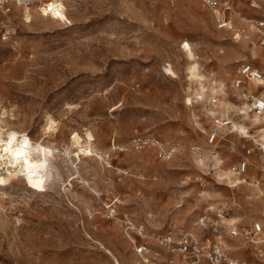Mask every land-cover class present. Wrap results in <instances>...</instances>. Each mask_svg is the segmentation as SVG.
Segmentation results:
<instances>
[{
    "label": "rangeland",
    "instance_id": "obj_1",
    "mask_svg": "<svg viewBox=\"0 0 264 264\" xmlns=\"http://www.w3.org/2000/svg\"><path fill=\"white\" fill-rule=\"evenodd\" d=\"M46 1L0 7V127L51 151L39 149V167L0 185V264H144L134 254L141 243L155 253L147 264H180L156 239L189 232L203 216L217 221L209 204L240 227L264 226L260 147L237 133L217 135L223 170L252 151L242 179L262 194L247 199L196 165L193 150L211 148L214 116L191 81L197 66L205 83L221 82L220 103L245 127L239 110L264 90L235 81L242 65L264 68L247 29L264 19V0H229L228 30L216 29V13L199 0H61L70 23L42 16ZM88 133L91 152L74 145ZM138 140L156 141L170 158ZM245 260L258 264L253 254Z\"/></svg>",
    "mask_w": 264,
    "mask_h": 264
},
{
    "label": "bare ground",
    "instance_id": "obj_2",
    "mask_svg": "<svg viewBox=\"0 0 264 264\" xmlns=\"http://www.w3.org/2000/svg\"><path fill=\"white\" fill-rule=\"evenodd\" d=\"M38 10L40 11L41 15L44 17H49L50 19H53L56 21H59V19H61L62 17L68 23H70L67 20L65 9L63 7L61 0H47L45 3L41 4ZM249 22L251 21L249 20L247 22V29L250 32L255 34L253 30H250V27L248 24ZM251 49L250 50L252 51L253 54L264 51V48H261L255 44ZM263 71H264V68L260 72L263 73ZM191 81L195 82V84L197 85L196 87L192 88V93L194 97L200 101H203L206 105L208 104V108L205 109L208 116L230 119L228 117L230 111L228 110V108L222 105V103H220L224 96L223 84L221 82L212 81L209 83H205V80L203 79L202 75L199 73L197 66H194L192 68ZM258 88H262L264 90L263 77L260 81H257V82L251 81V80L248 81V87H247L248 91H253ZM217 96L219 97V99L213 100ZM251 98L257 99V100L259 99L264 100L263 97L256 98L252 96ZM216 101L218 103H216ZM210 104H212V106ZM239 113L242 116L243 122L245 123L244 124L245 127L231 120V127H224V128L220 127L218 129V132L222 130L223 132L228 131L229 134L237 133L238 135L241 136V138H247L249 140H252L253 145L260 147L262 151L261 160L263 163L262 168L264 171V112L261 115L250 114L248 113V106L245 105L239 110ZM3 114L4 113H2V117H3ZM45 120H46L45 121L46 123L45 124V127H46L45 134H50V132L52 131L53 120L49 116H47ZM2 127H0V185H5L13 177L22 173L24 170H30V169L40 166L41 161L38 157V154L40 152L39 149H42V152L45 155H50L51 151H49L47 147L43 148L40 144L33 143L29 138L25 136H22V135L20 136L19 134L5 127L4 128ZM246 128H252L254 131H256L258 138L255 137V135L248 133V130H246ZM218 134L219 133H217V135ZM219 137H221L220 134H219ZM91 141H92L91 135L88 133L87 140H85L84 143H82V141H80L79 138H74V145L77 146L79 149L89 150L91 152L92 150L91 144H90ZM5 149H7V151H5ZM193 152L194 154H196L195 160H196V165L198 167L202 169H205V168L209 169L213 173L215 178L218 179V181L225 182L226 184L230 185L232 188L238 189L239 194H243V197H245L246 199L253 194L254 195L262 194L260 189L257 187L259 186L258 182H255V183L248 182L247 183L242 178H236V176L231 172V169L229 171L221 169L222 161L219 158L218 154L216 156L211 155V153L213 154V152L211 151V148L208 151H206L203 155H200L197 150H193ZM29 153L32 154V156ZM246 184H248L247 187L240 189V186L246 185ZM204 209L205 211H212V212L216 211V215L218 217V220L216 221V223L219 226H222L224 228L225 235L228 234L231 228L238 225L237 218L222 217L219 211L215 210V208L211 204L207 205ZM203 217L207 218L208 216H203ZM189 229H190L189 232L196 236H198L201 232V229L199 228L190 227ZM236 240H230V239L222 240L221 238H219L217 241L223 247L227 248L230 252H232V254L237 259H239L243 264H247L245 260L244 250L248 246V244L244 240L242 241L244 245L237 243ZM229 243L230 244L233 243V244L228 246L227 244ZM179 263L182 264L181 261H179Z\"/></svg>",
    "mask_w": 264,
    "mask_h": 264
},
{
    "label": "built area",
    "instance_id": "obj_3",
    "mask_svg": "<svg viewBox=\"0 0 264 264\" xmlns=\"http://www.w3.org/2000/svg\"><path fill=\"white\" fill-rule=\"evenodd\" d=\"M203 6L216 13V29L228 30L229 14L231 12V3L229 0H199ZM5 0H0V7L4 8ZM250 30H253L257 35V45L264 48V19L249 22ZM240 80L235 81V86L238 87L243 81H260L263 74L250 64L242 65L238 70ZM248 113L261 115L264 112V101L250 98ZM213 129L207 136V144L211 147V155H217L216 146L221 141L217 133L220 127H231V120L227 118L214 117ZM229 151L235 154L236 146L234 142L229 141ZM134 145L141 144L142 146L153 145L157 147L159 156L162 158H170L171 152L164 151L156 141L138 140ZM160 148H159V147ZM244 156L231 166V172L236 178H242L250 165L248 157L252 151L246 149ZM229 189L232 187L227 186ZM194 228L201 229L198 236L177 229L175 233H165L156 239V245L167 251L172 257L180 259L182 264H243L237 259L232 252L223 247L217 240H236L241 238L248 246L244 250V254H253L255 261L258 264H264V227L259 222H252L251 225L238 226L231 228L227 235L224 234V228L219 226L216 221L212 222L210 218L200 217L193 223ZM136 235L141 239L143 229L133 228ZM151 244L141 243L134 248V254L144 264L154 262ZM153 253V254H152ZM172 264V262H170Z\"/></svg>",
    "mask_w": 264,
    "mask_h": 264
},
{
    "label": "snow or ice",
    "instance_id": "obj_4",
    "mask_svg": "<svg viewBox=\"0 0 264 264\" xmlns=\"http://www.w3.org/2000/svg\"><path fill=\"white\" fill-rule=\"evenodd\" d=\"M5 151H7V149H5Z\"/></svg>",
    "mask_w": 264,
    "mask_h": 264
},
{
    "label": "crops",
    "instance_id": "obj_5",
    "mask_svg": "<svg viewBox=\"0 0 264 264\" xmlns=\"http://www.w3.org/2000/svg\"><path fill=\"white\" fill-rule=\"evenodd\" d=\"M242 256V255H241ZM238 257V256H237ZM239 258V257H238Z\"/></svg>",
    "mask_w": 264,
    "mask_h": 264
}]
</instances>
